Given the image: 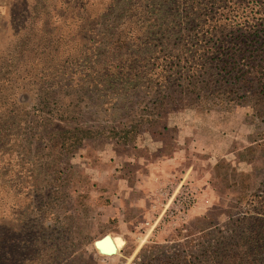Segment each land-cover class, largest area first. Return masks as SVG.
I'll return each instance as SVG.
<instances>
[{
    "label": "rangeland",
    "instance_id": "rangeland-1",
    "mask_svg": "<svg viewBox=\"0 0 264 264\" xmlns=\"http://www.w3.org/2000/svg\"><path fill=\"white\" fill-rule=\"evenodd\" d=\"M50 4L55 13L67 12L61 0ZM31 6L41 17L43 0H0V127L8 129L0 138V160H12L5 169L0 165V177L18 181V188L13 187L15 182L10 184L18 196L0 191V211L7 214L0 217V237L1 231L9 232L8 240L0 238L1 256L8 255L4 249L13 251V244L34 245V257L51 245L57 233L38 235L39 227L32 228L37 226L30 214L33 205L25 198L44 195L51 185L56 186L57 197L46 202L55 216L40 230L48 223L68 227L69 241L60 235L62 261L74 255L94 264H131L138 256L136 264L147 263L172 254L178 244L204 242L200 237L205 232L213 235L226 229L251 205V195L264 179V118L250 106L231 112L183 108L162 118H146L139 94L128 96L129 102L121 104L113 117L105 110L109 107L105 98L97 100L88 85L91 80L83 84L77 76L70 77L79 62L85 59L90 66L92 55L99 53L95 42L105 41L102 28L93 25L90 34L71 33L55 13L32 25L33 19L23 14ZM49 7L46 2L45 11ZM90 7L89 19L103 21L98 17L104 6L96 2ZM45 21L54 38L78 34L81 61L66 65L60 52L44 50L41 39L48 36L37 30L45 28ZM79 24L76 19L72 29ZM70 53L77 58L79 52ZM25 71L31 75L24 77ZM48 89L53 91L48 104L40 105ZM14 97L19 105L12 104ZM24 114L28 129L17 122ZM142 120L127 143L109 132ZM74 127L89 129L91 135L80 144L60 135ZM15 138L21 142L9 141ZM20 152L27 163L14 166ZM35 179L39 186H33ZM99 240L98 251L94 244Z\"/></svg>",
    "mask_w": 264,
    "mask_h": 264
},
{
    "label": "trees",
    "instance_id": "trees-1",
    "mask_svg": "<svg viewBox=\"0 0 264 264\" xmlns=\"http://www.w3.org/2000/svg\"><path fill=\"white\" fill-rule=\"evenodd\" d=\"M43 1L45 6L39 14L50 19L55 13L54 4L51 5L50 0ZM95 1L104 6L98 17L103 21L89 19L93 11L90 6H94ZM46 2L50 5L47 11ZM61 5L67 12H56V17L71 33L90 34L96 28L93 25L102 28L99 31L104 34L105 41L95 42L99 45V53L92 55L90 66L85 59L79 62L70 77L77 76L78 82L83 84L91 80L88 85L93 88L97 100L105 98L109 104L105 110H110L113 117L117 116L121 104L129 102L128 96L139 94L146 118H162L183 108L231 112L244 106H250L257 117L264 118V0H61ZM24 10V16L27 14L33 19L32 25L40 20L41 17L36 16L37 8L31 6ZM76 19L81 24L72 29ZM49 26L45 21V28L37 30L48 36L47 40L41 39L44 50L60 52L66 65L81 61L83 45L78 43V34L54 38V30L48 31ZM29 41L27 37L25 44ZM73 50L79 52L77 58H71ZM92 50L97 52L95 47ZM24 74V77L31 75L28 71ZM44 92L48 95L41 97L40 105L48 104L53 93L51 89ZM12 104L19 105L15 97ZM2 106L0 102V111ZM26 116L24 114V119H17V122L27 125L28 129ZM17 122L12 125L19 126ZM143 123V120L135 122L120 131L111 128L109 132L127 143ZM7 130L0 127V138L6 137ZM60 135L80 144L91 132L74 127ZM9 141L21 142L17 138ZM20 156L21 152L17 154L14 166L26 162L27 159ZM11 163V159L0 160L3 169ZM12 182H15L13 187L18 188L17 180L0 177V191L7 190L18 196V190L13 191L10 186ZM33 183V186H39L36 179ZM22 189L23 185L19 190ZM57 193L56 186L51 185L44 195L40 192L25 197L30 199V207L33 205L30 214L35 216L37 226L32 228L39 227V233L44 236L38 235L45 238L50 232L57 233L53 241H49L51 245H45L43 252L34 257V245L27 248L13 244V251L4 249L9 256H1L0 249V264H94L92 259L74 255L60 260L64 254L62 249H65L60 235L69 241L68 227L63 229L62 224L58 227L48 223L40 230L44 221L55 216L46 200L51 197L55 200ZM0 212L1 218L6 217L4 211ZM1 232L3 238H0L8 240L9 232ZM204 237V242L189 240L178 244L172 254L142 264H264V179L260 189L251 195V205L232 219L226 229L213 235L205 232L200 239ZM44 256L46 261H43ZM136 260L131 264H136Z\"/></svg>",
    "mask_w": 264,
    "mask_h": 264
},
{
    "label": "water",
    "instance_id": "water-1",
    "mask_svg": "<svg viewBox=\"0 0 264 264\" xmlns=\"http://www.w3.org/2000/svg\"><path fill=\"white\" fill-rule=\"evenodd\" d=\"M98 242H100V240L97 241V242H95V244H94V246L96 247L97 250H98V248H97L96 244H97ZM98 251H99V250H98ZM113 254H115V252H114V253H111V254H106V255H113Z\"/></svg>",
    "mask_w": 264,
    "mask_h": 264
}]
</instances>
